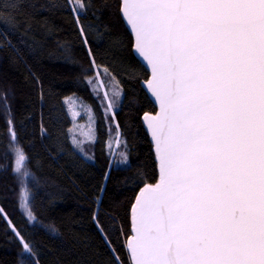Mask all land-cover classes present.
I'll use <instances>...</instances> for the list:
<instances>
[{
  "label": "trees",
  "instance_id": "1",
  "mask_svg": "<svg viewBox=\"0 0 264 264\" xmlns=\"http://www.w3.org/2000/svg\"><path fill=\"white\" fill-rule=\"evenodd\" d=\"M84 4L74 12L70 0H0V264H19L24 243L29 264H131V209L141 188L159 179L142 122L156 112L141 85L149 73L133 55L121 1ZM97 72L122 92L114 115L95 86ZM69 99L93 121L94 141L81 147ZM9 119L30 157L35 220L20 205Z\"/></svg>",
  "mask_w": 264,
  "mask_h": 264
},
{
  "label": "snow or ice",
  "instance_id": "2",
  "mask_svg": "<svg viewBox=\"0 0 264 264\" xmlns=\"http://www.w3.org/2000/svg\"><path fill=\"white\" fill-rule=\"evenodd\" d=\"M121 12L160 105L146 114L160 179L132 206L134 264H264V0H122ZM8 123L20 205L35 220L30 157Z\"/></svg>",
  "mask_w": 264,
  "mask_h": 264
},
{
  "label": "rangeland",
  "instance_id": "3",
  "mask_svg": "<svg viewBox=\"0 0 264 264\" xmlns=\"http://www.w3.org/2000/svg\"><path fill=\"white\" fill-rule=\"evenodd\" d=\"M99 73V72H97ZM97 73L94 76L95 80V86L99 88V90L103 91L106 95L105 101L107 104V109L110 114H113V106L114 103L119 99V97H116L114 95L115 91H118L117 87L115 86L114 83H112L110 80H107L106 78L102 77L99 73ZM70 100V99H69ZM67 101L68 107L70 109L71 115L73 117V122H74V128L72 131V135L75 138V141H78L79 143H76L77 147L80 145H84L83 143L85 141H94V126H93V121L90 116V114L87 113V111L81 112L83 110V107L77 103L75 100H70ZM112 104L111 107H109V104ZM86 116L85 120L82 121V117ZM117 154H118V160L117 163L121 164L122 157H121V150L120 147L117 149ZM28 260V254L22 259H20L19 264H29Z\"/></svg>",
  "mask_w": 264,
  "mask_h": 264
},
{
  "label": "water",
  "instance_id": "4",
  "mask_svg": "<svg viewBox=\"0 0 264 264\" xmlns=\"http://www.w3.org/2000/svg\"><path fill=\"white\" fill-rule=\"evenodd\" d=\"M121 1V6H122V0H120ZM120 15H121V18H122V21H123V23H124V25H125V27H126V29L128 30V32L130 33V35L132 36V39H133V55L135 56V58L140 62V64L147 70V72L149 73V78H148V80L151 78V68L149 67V65H148V63H147V61L143 58V57H141L139 54H137L136 52H135V50H134V43H135V37H134V35H133V32H132V29H131V27L128 25V23L125 21V19L123 18V15H122V12H121V10H120ZM146 81H144V82H142V88H143V90L145 91V93H146V95L148 96V98L150 99V101L153 103V105L155 106V108H156V112L155 113H146V114H148V117H147V119H152L153 117H155L156 116V114L160 111V105L157 103V101H156V98L152 95V93L148 90V88H147V86H146V83H145ZM146 114H144V116L142 117V122H143V125H144V128H145V130H146V132H147V134L149 135V138H150V141H151V143H152V145H153V149H154V153H155V156H156V162H157V164H158V172H159V179H160V167H159V162H158V160H157V153H156V149H155V145H154V143H153V138H152V135H151V133L149 132V130H148V127H147V123H146ZM159 179H158V181H159ZM158 183V182H157ZM142 188H144V187H142ZM141 188V189H142ZM141 191V190H140ZM140 191L138 192V194H137V196L140 194ZM135 202H136V199H135ZM134 202V203H135ZM133 235V232H132V209H131V236ZM130 236V237H131ZM129 237V238H130ZM129 240V239H128ZM128 240H127V243H128ZM126 249H127V252H128V255H129V258H130V260H131V264H134V262H133V258H132V256L130 255V253H129V250H128V246H127V244H126Z\"/></svg>",
  "mask_w": 264,
  "mask_h": 264
}]
</instances>
